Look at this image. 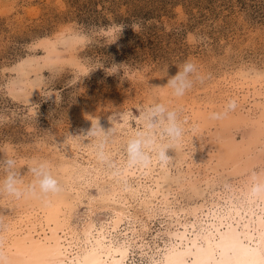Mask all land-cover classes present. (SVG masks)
Masks as SVG:
<instances>
[{
	"label": "rangeland",
	"instance_id": "rangeland-1",
	"mask_svg": "<svg viewBox=\"0 0 264 264\" xmlns=\"http://www.w3.org/2000/svg\"><path fill=\"white\" fill-rule=\"evenodd\" d=\"M136 19L150 23L138 34L125 28L114 42L108 26ZM189 57L198 61L208 79L185 97L176 100L168 89L147 87V83L165 86L178 70L174 65ZM112 64L121 65L116 75L104 70ZM165 64L168 74L161 79ZM153 98L182 108L186 138H193L197 158L206 160L219 149L229 156L224 166L214 163L205 170L209 178H217V173L221 176L213 186L185 184L180 149L169 173L157 170L161 193L166 192L169 205L180 215L208 202L214 189L262 170L264 0H0V154L15 156L21 169L33 156L50 159L64 186L61 194L46 200L0 196V244L19 228L25 214L47 202L67 201L70 224L78 230L90 224L104 226L113 210L126 208L114 195L115 183L91 177V164L98 167L91 150L73 145L57 151L44 131L56 136L54 144L59 147L67 132L83 134L82 130L91 127L85 115L99 114L100 124L107 129L111 107L132 109ZM229 98H235L238 105L229 114L233 119L209 122L207 114L220 110ZM127 131L118 128L112 153L115 148L120 151V140ZM167 155L175 156L172 151ZM248 159L256 163L239 166ZM143 212L130 209L139 220V233L152 249H140V240L129 231L127 264H151L157 257L151 250L167 238L161 232L175 229V218L157 213L148 220ZM141 220L149 228L146 232L140 230ZM125 227L130 225H121L116 244L127 240Z\"/></svg>",
	"mask_w": 264,
	"mask_h": 264
},
{
	"label": "bare ground",
	"instance_id": "bare-ground-1",
	"mask_svg": "<svg viewBox=\"0 0 264 264\" xmlns=\"http://www.w3.org/2000/svg\"><path fill=\"white\" fill-rule=\"evenodd\" d=\"M196 153L197 150L191 158L183 153L179 163V166L184 165L181 173L185 184L191 187L215 185L221 176L217 173V178H209L204 172L214 163L216 167L224 166L229 156L220 149L214 156L208 154L206 160L197 158ZM112 156L110 165L95 167L88 164L94 173L85 172L95 179L107 178L110 183H115L114 195L120 197L126 208L113 210L112 219L104 226L90 224L78 230L70 224L71 207L67 201L47 202L25 214L18 222L19 228H14L5 242H1L0 264H127L131 246L129 231V235L140 240V249H152L149 242L144 241L143 233H139L138 218L130 213L134 207L143 209L148 220L155 218L157 213L175 218L172 221L175 229L167 228L166 232H161L167 238L156 246L155 251L151 250L157 256L152 258L151 264H264V168L237 183L214 189L208 202L188 212L182 211L180 215L169 205L166 192L161 193L162 183L156 175L157 170L164 175L169 169L161 168L156 162L149 166L128 165L118 148ZM254 163L255 160L248 159L239 166L247 168ZM125 223L130 227L124 229L127 240L123 246L115 240L117 231ZM140 224L141 232L149 230L142 220ZM158 236L160 233L153 237Z\"/></svg>",
	"mask_w": 264,
	"mask_h": 264
},
{
	"label": "clouds",
	"instance_id": "clouds-1",
	"mask_svg": "<svg viewBox=\"0 0 264 264\" xmlns=\"http://www.w3.org/2000/svg\"><path fill=\"white\" fill-rule=\"evenodd\" d=\"M147 23L150 21L143 19H136L127 24L113 22L108 26V30L111 31L115 42L125 28L130 27L138 34L144 30V25ZM174 66L178 70L174 76L167 78L165 86L150 87L147 83V87L150 90L168 89V95L179 100L185 97L196 84H202L208 79V74L202 70L195 58H186ZM100 68H104V65L97 69ZM120 68L121 65L112 64L104 70L116 75L120 72ZM168 68V64L162 68L161 79L167 77ZM237 106L236 99L229 98L220 110L209 112L206 119L209 122L224 120L236 110ZM109 112L112 113L108 117L111 127L105 129L100 124L99 114L85 115L84 118L90 122L91 127L86 131L82 130L83 134L70 135L67 132L59 147L54 144L56 136L48 131L44 132L48 134V139L57 151L63 152L65 148L71 149L73 145L81 150H91L98 166L111 164L113 145L117 141L118 128L121 126L128 131L121 138L119 149L126 163L131 166H149L156 162L161 168L168 170L175 165L177 149L182 150L185 155H190V158L197 150L193 147V138L190 141L186 140L188 136L187 123L179 105L153 98L151 102L137 104L132 109L121 110V108L113 109L111 107ZM85 140L88 141L86 146H84ZM169 151L174 152L175 156H168ZM56 168L57 165L52 160L33 156L25 168L21 169L18 167L15 156L0 154V196L41 200L58 196L64 191V186Z\"/></svg>",
	"mask_w": 264,
	"mask_h": 264
}]
</instances>
